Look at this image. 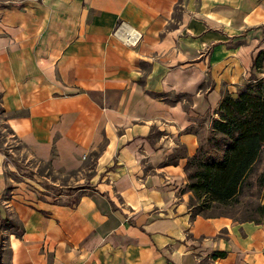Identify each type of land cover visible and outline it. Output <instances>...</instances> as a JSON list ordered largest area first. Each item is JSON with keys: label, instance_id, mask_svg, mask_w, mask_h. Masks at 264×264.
<instances>
[{"label": "crops", "instance_id": "0c3cea01", "mask_svg": "<svg viewBox=\"0 0 264 264\" xmlns=\"http://www.w3.org/2000/svg\"><path fill=\"white\" fill-rule=\"evenodd\" d=\"M259 49L264 0H0V126L33 170L11 181L0 144V216L22 227L0 264H264V222L190 216L183 170L188 128L264 76Z\"/></svg>", "mask_w": 264, "mask_h": 264}, {"label": "trees", "instance_id": "16d2710c", "mask_svg": "<svg viewBox=\"0 0 264 264\" xmlns=\"http://www.w3.org/2000/svg\"><path fill=\"white\" fill-rule=\"evenodd\" d=\"M263 55L264 49H259L253 56L251 65L256 69L262 67ZM212 113L206 114V126L188 128L197 134L198 141L195 151L186 155L183 163L184 189L190 191L187 201L190 216L222 214L209 211L218 203H241V194L251 195L252 188L259 194L264 187V161L254 179L250 178L264 149V76H251L234 94L223 92ZM166 161L173 160L170 156ZM241 206L240 216L232 219L264 222V190L262 199L247 200ZM0 220L14 235L21 233L22 227L16 221L6 216H0ZM222 255L224 251H211L206 256L210 261L203 260L200 264H213L212 259Z\"/></svg>", "mask_w": 264, "mask_h": 264}, {"label": "rangeland", "instance_id": "374dc122", "mask_svg": "<svg viewBox=\"0 0 264 264\" xmlns=\"http://www.w3.org/2000/svg\"><path fill=\"white\" fill-rule=\"evenodd\" d=\"M261 65L263 68L264 67V55L262 56L261 59ZM251 77V75H250ZM249 77V78H250ZM174 96V95H173ZM186 96V95H183ZM200 136L203 135L202 133H199ZM0 144L2 145V150H4L6 153L5 154V161L7 162L8 165H5V174L7 176H9L12 180L11 181H18L20 180V178L24 177H29V178H33V170L31 168L26 167L22 160V155H20V149L22 148V145L20 144V141L11 134V132L8 130V128L6 126H0ZM264 161V149L261 152V157H260V161L256 162L255 164V168L254 170L251 172L250 178L251 180H253L254 178V173L258 172L261 169V166L263 164ZM30 165L34 166L36 174L41 173V174H45L48 175L50 177L55 176L56 174H54L52 172V170L50 169V167L48 166V164L46 162L43 161H39L36 159L31 158L30 159ZM66 177V175H62L60 178L62 180H64ZM42 178V177H41ZM10 181V182H11ZM41 187L43 188V190H46L47 193H52L54 194H58L60 193H66V192H72L74 191L77 186H66V185H56V184H51L48 183L47 181H45L42 178V181H40ZM9 186L11 187V184H9ZM83 187H88L87 185L83 186ZM254 188L250 189V192L252 191L251 195H240L239 199L242 202H246L247 200H251L252 202H256L259 199H262V192L264 190V187H262V191L259 194H256L254 191ZM76 193L80 192V190H76ZM245 192V191H244ZM248 192V190H247ZM244 194V193H243ZM72 196V195H69ZM62 198V199H61ZM66 197L62 196L59 197V199H61L62 201L65 199ZM68 198V197H67ZM241 203L238 204H220L218 203L216 206L212 207V209L209 211L211 213H222V214H226V215H231L233 217H239L242 211V206ZM2 220V219H1ZM0 220V252H5L4 250L6 249H2L4 246V235H5V230L4 229H8L10 227H7L5 222H1Z\"/></svg>", "mask_w": 264, "mask_h": 264}, {"label": "built area", "instance_id": "2783aa9c", "mask_svg": "<svg viewBox=\"0 0 264 264\" xmlns=\"http://www.w3.org/2000/svg\"><path fill=\"white\" fill-rule=\"evenodd\" d=\"M122 35L124 36V38L126 39L127 42L129 43H134L136 42L138 36H139V33L136 32L135 30H131V29H126V31H124L122 33Z\"/></svg>", "mask_w": 264, "mask_h": 264}]
</instances>
